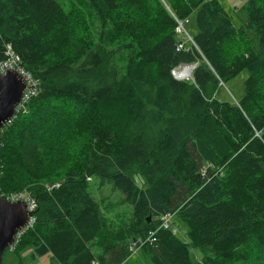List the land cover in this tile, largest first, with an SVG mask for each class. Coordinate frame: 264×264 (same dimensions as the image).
Returning <instances> with one entry per match:
<instances>
[{"label": "trees", "instance_id": "obj_1", "mask_svg": "<svg viewBox=\"0 0 264 264\" xmlns=\"http://www.w3.org/2000/svg\"><path fill=\"white\" fill-rule=\"evenodd\" d=\"M241 10L237 26L221 0H0V61L10 45L40 85L0 134V193L38 202L11 252L122 264L136 243L153 264H264V0ZM193 14L198 48L178 50L175 16ZM182 63H196L193 79L174 77ZM244 69V96L218 99ZM53 141H68L75 162L58 160ZM94 178L122 192L132 220L106 215ZM166 214L186 222L199 262Z\"/></svg>", "mask_w": 264, "mask_h": 264}, {"label": "rangeland", "instance_id": "obj_2", "mask_svg": "<svg viewBox=\"0 0 264 264\" xmlns=\"http://www.w3.org/2000/svg\"><path fill=\"white\" fill-rule=\"evenodd\" d=\"M146 3L149 5H153V0H145ZM247 2V0H221L222 5L224 8L230 13L233 18L235 25L241 26L245 19L246 13L244 10H241V7ZM187 29L190 34L194 37L198 32V26L196 21V15L193 14L190 16V21L187 24ZM98 30V23L93 29L95 34L96 40H98L97 35ZM108 45V43H106ZM118 44V41L114 43L115 47ZM128 54L124 49H121L117 52V61L121 66H124L127 63ZM192 65L191 63H182L178 67H184L186 65ZM249 71L247 69L242 70L238 75L235 77L228 79L226 82H220L221 85L217 98L220 100H240L245 94V81L249 76ZM193 79L188 78L187 80ZM40 117V116H37ZM74 126V124H73ZM66 136V135H65ZM63 136V138H65ZM81 136L77 139L75 150H79V144L81 141ZM69 140V138H68ZM68 141L65 143H58L53 141L47 144L49 149L55 152V156L58 160H67L68 163L71 161L75 162V155H71L70 153V146L67 145ZM73 162V164H74ZM48 165V169L50 168L51 171L54 169V163L46 160L44 161ZM264 166V163H263ZM56 167V164H55ZM139 166H134L133 169L137 170ZM135 181L141 186L146 187L145 179L140 176H134ZM46 185H54L59 183L60 180H56L52 182H45ZM90 191L93 196L101 201L102 208L105 210L106 215L110 217L112 220L116 222V225L124 223L125 221L132 220L133 216V207L132 204L124 202V195L122 192L115 188L112 183H106L105 185L100 184V180L98 178H94L90 181ZM112 203V204H111ZM172 229L177 233V235L186 243L189 244L190 256L193 263L199 262V258L204 255V250L192 246L191 239L188 234V226L185 221L181 220L177 215L171 221ZM134 254L133 257L123 263V264H153L148 254H145L140 248L139 245L136 243L133 245ZM139 248V250H137ZM140 253V254H139ZM21 257L15 254V252H11V250H5L3 254V264H60L58 262L51 263L49 256H33V250L31 248L26 249L22 252Z\"/></svg>", "mask_w": 264, "mask_h": 264}, {"label": "built area", "instance_id": "obj_3", "mask_svg": "<svg viewBox=\"0 0 264 264\" xmlns=\"http://www.w3.org/2000/svg\"><path fill=\"white\" fill-rule=\"evenodd\" d=\"M175 19L177 21L176 32L180 37L177 43V49L187 50L188 47L191 45L197 47L194 37L190 34V32L187 29V24L190 21V17L179 19L178 17L175 16ZM185 67L186 66L176 67L172 71V74L175 77H177L179 80H186L187 78H183L179 76ZM8 70H15L16 72H18L24 78L26 84L24 96L20 104L17 106L13 118L8 122V124H10L15 118H17L18 113L21 110L22 112L26 111V104L32 99V97L38 94L40 90V85H39V80L35 78L29 71H27L25 67H23V65L21 64L20 57L11 51V46L5 45V59L0 61V74L6 73ZM0 184H1V166H0ZM46 186L48 190H52L55 187H59L60 184L57 183L54 185H46ZM0 196L11 202L23 201L26 203L27 206V210H28L27 224L20 231H18V233L15 236V240L13 244H11L8 247L11 251H14L21 239L22 234H24L27 230L31 229L34 226L35 222L37 221L36 211L38 209V202L36 198L33 197L31 192L28 190H21L16 192H9V193L2 192L0 193ZM168 221H169V217H167L166 222L163 224L164 228L168 227ZM94 264H100V263L96 261Z\"/></svg>", "mask_w": 264, "mask_h": 264}, {"label": "water", "instance_id": "obj_4", "mask_svg": "<svg viewBox=\"0 0 264 264\" xmlns=\"http://www.w3.org/2000/svg\"><path fill=\"white\" fill-rule=\"evenodd\" d=\"M192 64L195 69L196 63ZM25 88L24 78L15 70L0 74V134L13 118ZM27 221L28 210L25 202H11L0 196V264H3L5 250L13 244L16 234L26 226Z\"/></svg>", "mask_w": 264, "mask_h": 264}, {"label": "bare ground", "instance_id": "obj_5", "mask_svg": "<svg viewBox=\"0 0 264 264\" xmlns=\"http://www.w3.org/2000/svg\"><path fill=\"white\" fill-rule=\"evenodd\" d=\"M11 51L14 53L12 48H11ZM193 70H194L193 64L192 65L188 64V65H186V67L183 69L182 73H180L179 76H181L183 78H190L192 76ZM176 76H178V75H176ZM167 217H169L168 227H167V228H169L171 226V221L174 217V214H166V215L162 216L163 224L166 222Z\"/></svg>", "mask_w": 264, "mask_h": 264}, {"label": "crops", "instance_id": "obj_6", "mask_svg": "<svg viewBox=\"0 0 264 264\" xmlns=\"http://www.w3.org/2000/svg\"><path fill=\"white\" fill-rule=\"evenodd\" d=\"M137 250H139V248H137ZM134 251H136V250H134ZM135 253H137V252H134V254H135ZM134 254H132V255L128 258L127 261H129V260L133 257ZM139 254H140V253H139ZM36 256H37V255H36ZM36 256H35V257H36ZM44 256H49V257H50V260H51V261H50L51 263H56V262H58L56 259H54V258L52 257V254H51V253L45 254ZM44 256H43V257H44ZM127 261H126V262H127ZM58 263H59V262H58ZM124 263H125V262H124ZM122 264H123V263H122Z\"/></svg>", "mask_w": 264, "mask_h": 264}]
</instances>
